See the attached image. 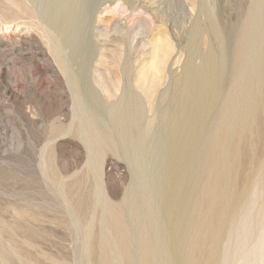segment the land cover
I'll list each match as a JSON object with an SVG mask.
<instances>
[{
	"label": "rangeland",
	"instance_id": "1",
	"mask_svg": "<svg viewBox=\"0 0 264 264\" xmlns=\"http://www.w3.org/2000/svg\"><path fill=\"white\" fill-rule=\"evenodd\" d=\"M37 2L0 0V264H264V0H102L97 110Z\"/></svg>",
	"mask_w": 264,
	"mask_h": 264
},
{
	"label": "bare ground",
	"instance_id": "2",
	"mask_svg": "<svg viewBox=\"0 0 264 264\" xmlns=\"http://www.w3.org/2000/svg\"><path fill=\"white\" fill-rule=\"evenodd\" d=\"M39 1L37 5L41 8L43 22H46L60 37L63 48L67 50L68 62L78 67L75 82L78 84L81 99L88 102L92 110H97L95 108L96 105L98 107L99 102L90 83V70L96 55V47L92 38L95 14L100 9L99 0ZM167 38L163 32L160 33L153 44L152 63L142 68L137 80L141 87L149 82V92L161 82L164 62L173 50L172 44ZM127 107L128 104L123 101L120 118H125ZM112 115L110 114V116Z\"/></svg>",
	"mask_w": 264,
	"mask_h": 264
},
{
	"label": "water",
	"instance_id": "3",
	"mask_svg": "<svg viewBox=\"0 0 264 264\" xmlns=\"http://www.w3.org/2000/svg\"><path fill=\"white\" fill-rule=\"evenodd\" d=\"M101 1L102 0H99V6H100V4H101ZM95 21V20H94ZM97 49V48H96ZM175 138H176V140H175V144H173V145H168V147L166 148V150H165V152H164V156L165 157H168L169 155H172V153L173 152H176V154L175 155H177L181 150H182V146H181V144H182V136H181V134H179V135H177V136H175ZM176 161H178V159L176 160ZM169 164V163H168ZM167 164V165H168ZM176 164H177V162H176ZM175 165H174V162H173V167H174Z\"/></svg>",
	"mask_w": 264,
	"mask_h": 264
}]
</instances>
